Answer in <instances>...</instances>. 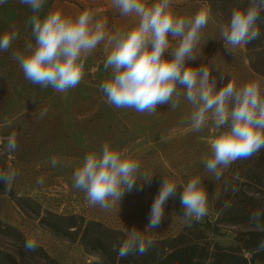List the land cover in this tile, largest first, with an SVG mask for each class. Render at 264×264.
Returning a JSON list of instances; mask_svg holds the SVG:
<instances>
[{"label":"rangeland","instance_id":"rangeland-1","mask_svg":"<svg viewBox=\"0 0 264 264\" xmlns=\"http://www.w3.org/2000/svg\"><path fill=\"white\" fill-rule=\"evenodd\" d=\"M238 2L246 4L247 0H173L175 12L182 17L210 8L208 24L201 30L196 49L199 59L190 63L212 68L217 78L223 73L218 88L228 79L237 87L253 80L264 84V15L257 21V39L231 53L223 45L221 25L228 23L231 9ZM85 10L98 20H106L109 34L134 26L135 17L121 16L111 0H45L39 15L43 18L49 11H60L75 18ZM33 14L19 0L0 4V35L18 32L10 48L0 51V171L11 168L17 172L10 188L0 182V264H110L78 240L53 233L43 222L45 214L78 215L127 236L133 227L145 229L164 178L178 185L177 195L167 201L159 227L145 232L146 237L164 241L181 234L183 241H200L204 247L212 242L234 246L236 233L252 228L253 213L264 211V149L238 159L222 169L219 180L215 179L206 171L204 160L211 156L210 142L217 132L211 121L202 132L192 131V106L184 89H178L181 95L176 109L170 104L159 105L153 115L118 109L106 102L100 86L111 77V69H104V43L88 55L84 76L74 89L66 93L42 90L25 79L13 58V53L24 52L27 43L35 44L28 23ZM45 108L47 115L41 119L39 113ZM13 133L17 148L9 155L5 145ZM105 142L119 150L127 148L139 161L141 172L153 175L150 183L141 177L132 192H126L108 211L89 206L85 193L73 187V174L86 154L99 152ZM53 157L58 160L56 167L51 164ZM195 176L201 178L209 209L203 219L195 222H209L210 230L217 227L220 236L209 231L198 234L195 224L184 223L179 199L183 188L179 185ZM40 178L42 184L37 183ZM240 213L251 219L238 221ZM222 218L227 221L219 222ZM28 239L36 240L34 251L25 250Z\"/></svg>","mask_w":264,"mask_h":264},{"label":"clouds","instance_id":"clouds-1","mask_svg":"<svg viewBox=\"0 0 264 264\" xmlns=\"http://www.w3.org/2000/svg\"><path fill=\"white\" fill-rule=\"evenodd\" d=\"M7 0H0V4ZM34 13L28 20L32 26L35 44H26L24 52L13 53L26 80L40 88H51L60 93L74 89L84 76L85 61L101 43L107 52L104 69H111V77L101 84L106 102L116 108H131L139 113L153 115L159 105L179 106L180 91L192 106L190 127L202 132L209 121L217 132L210 142L211 156L205 158V169L219 180L222 169L238 159H246L264 149V84L253 80L237 87L228 79L212 75V68L190 62L196 55L201 30L208 24L210 8L198 11L192 17H182L173 8V0H111L121 16L135 17L134 26L107 31V21L98 20L85 10L75 18L60 11H49L43 18L39 13L45 0H19ZM264 12V0H247L232 7L228 23L221 25L224 48L231 53L260 35L257 21ZM13 30L0 35V51H7L17 38ZM171 37V39H169ZM176 41L173 45L172 41ZM167 54V55H166ZM176 99H173V98ZM45 108L39 113L47 115ZM5 148L9 155L17 148L16 134L7 137ZM53 167L58 160L53 157ZM17 176L11 168L0 171V182L10 188ZM153 175L141 172L140 163L127 148L116 149L105 142L99 152H90L82 166L73 174V187L83 191L89 206L108 211L120 202L126 192H132L143 177L150 183ZM37 183H43L38 179ZM182 186L180 206L186 225L200 221L208 214V198L199 176ZM178 185L164 178L150 209L149 221L143 231L133 227L128 231L119 249L120 258L131 253L143 255L154 241L145 232L157 229L165 215V205L177 195ZM262 213L257 210L252 219L259 231ZM35 239L25 241L26 251L37 248ZM259 250H264V240ZM102 264V261L99 262Z\"/></svg>","mask_w":264,"mask_h":264},{"label":"trees","instance_id":"trees-1","mask_svg":"<svg viewBox=\"0 0 264 264\" xmlns=\"http://www.w3.org/2000/svg\"><path fill=\"white\" fill-rule=\"evenodd\" d=\"M261 15H264V12ZM261 213L260 224L264 225V211ZM236 219L244 222L251 217L240 213ZM218 221L227 220L222 218ZM43 222L53 233L70 240H78L88 250L100 253L110 264H264V250H257L264 240V231L257 230V222L254 220L252 228L236 233L234 246L222 247L212 242L204 247L200 245V241L193 243L183 241V235L179 234L164 241L153 240L152 247L143 255L131 253L123 258L113 250L114 245L118 250L126 238L123 232L108 229L99 222L86 221L78 215L61 216L47 212ZM192 223L197 226L198 234L204 235V232L209 231L220 236L217 227L213 231L210 230L209 222Z\"/></svg>","mask_w":264,"mask_h":264}]
</instances>
